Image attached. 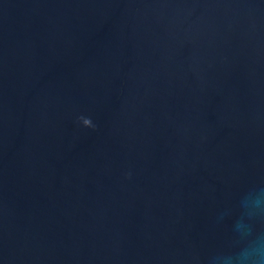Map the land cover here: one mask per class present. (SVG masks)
<instances>
[{
  "label": "water",
  "instance_id": "obj_1",
  "mask_svg": "<svg viewBox=\"0 0 264 264\" xmlns=\"http://www.w3.org/2000/svg\"><path fill=\"white\" fill-rule=\"evenodd\" d=\"M260 190L264 0H0V264H228Z\"/></svg>",
  "mask_w": 264,
  "mask_h": 264
},
{
  "label": "clouds",
  "instance_id": "obj_2",
  "mask_svg": "<svg viewBox=\"0 0 264 264\" xmlns=\"http://www.w3.org/2000/svg\"><path fill=\"white\" fill-rule=\"evenodd\" d=\"M85 125L92 126L91 120L82 118ZM252 208L258 211V215L264 213V191L257 192L252 201ZM220 259L228 261V264H264V234L249 230L246 245L235 256H224Z\"/></svg>",
  "mask_w": 264,
  "mask_h": 264
}]
</instances>
